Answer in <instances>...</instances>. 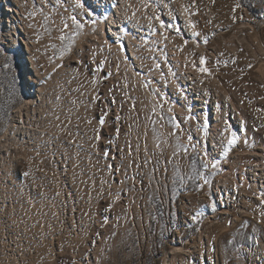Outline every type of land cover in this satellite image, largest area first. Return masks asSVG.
I'll return each instance as SVG.
<instances>
[{"label":"rangeland","instance_id":"obj_1","mask_svg":"<svg viewBox=\"0 0 264 264\" xmlns=\"http://www.w3.org/2000/svg\"><path fill=\"white\" fill-rule=\"evenodd\" d=\"M183 2L198 35L181 26V38L204 57L242 120V169L244 156L264 152V0H239L235 12L237 0ZM100 20L85 1L0 0V136L37 92L52 88L61 101L52 143L10 165L8 181L17 198L12 216L20 223L6 224L5 238L16 228L49 233L54 186L65 184L68 194L66 171L76 160L72 167L101 184L87 195L90 206L81 201L90 220L86 234L81 242L63 235L61 246L53 240L52 254L38 264H162L174 243L195 236L207 222L206 264H264L253 261L264 250V219L218 199L213 185L221 167H205L183 119L159 97L154 65L163 72L180 65L170 54L166 63L148 58L151 63L142 59L137 65L101 30ZM83 188L89 194V184ZM63 208L58 218L66 226ZM36 240L49 241L34 234L30 241Z\"/></svg>","mask_w":264,"mask_h":264},{"label":"bare ground","instance_id":"obj_2","mask_svg":"<svg viewBox=\"0 0 264 264\" xmlns=\"http://www.w3.org/2000/svg\"><path fill=\"white\" fill-rule=\"evenodd\" d=\"M79 1L91 4L101 19V30H104L114 44L127 48L129 53L137 59V65L142 63V59L148 58L166 63L168 54L173 56L174 62L180 65L174 72L173 66H165L163 72L154 65V69L158 71L156 79L159 80L157 85L159 97L170 110L181 116L185 123L184 132L188 133L191 144L197 148L199 154H202L207 166L215 163L221 167L220 176L215 179L213 185L218 199L224 204L235 201L264 219V203H262L264 200V152L244 156L246 164L242 169L239 168L243 164H240L239 160L243 159L242 153L245 152L238 146L244 138L242 120L237 115L234 102L223 84L210 73L205 66L206 63L201 65V55L199 56L198 52L197 55L194 54L195 45L187 44L181 38L180 31L184 29L181 30V26L185 27L188 33L193 31V26L189 27L191 19L188 8L185 6L186 2L155 0L153 4H148L147 0ZM211 14L216 15V12L213 11ZM220 18L223 19L222 16ZM160 20H163L166 25L171 23L173 27L161 28ZM143 66L146 67V64ZM201 67L207 71H200ZM55 96L56 93L51 88L48 91H39L33 98L25 100L0 136V264H38L47 253L52 254V250L48 248L53 240H57L61 246L63 235H68L71 239L81 242L84 239L83 235L86 234L87 224L90 222L89 214L84 215L80 208L81 201H85L87 207L90 206L93 200L87 195L92 194L93 188L97 190L96 186L101 184L99 179L92 180L91 175L83 174L81 170L72 167L75 165V160L71 163L70 170L66 171L68 177L65 179L70 184L68 194L63 192V186L67 189L65 184L58 182V185L54 186L57 202L52 203L48 211L46 210L50 218L54 220L47 222L49 226L46 230L49 233L38 232L35 229L21 232L20 228H16L10 235V239L5 238L10 232L6 230L5 225L17 227L19 222L16 220V215L12 216L17 210L14 204L17 198L11 186L12 183L8 181L10 165L21 156L36 155L41 146L52 143L53 136L59 127L61 104ZM233 138L235 143L229 145L228 140ZM229 170L235 173L233 171V174L228 173ZM84 183L89 184V194L83 188ZM241 183L244 184L243 188L238 185ZM72 192H75L74 197ZM65 204L66 214H69L66 226V223L62 224L61 218H58L59 215H64ZM235 206L238 208L239 205ZM60 208H63V213L60 212ZM75 208L79 211L76 214L77 220ZM42 223L44 222H40ZM206 225L204 230L198 231L187 241L174 243L163 258L162 264H206V253L209 254L210 250L205 242L207 238H204V234L210 227L208 222ZM34 234H37L40 239L45 238L49 241L31 242L30 239ZM20 237H23V240ZM10 246L12 248H9L11 252L8 254L9 251L6 248ZM263 259L264 250H261L258 259L253 261Z\"/></svg>","mask_w":264,"mask_h":264},{"label":"snow or ice","instance_id":"obj_3","mask_svg":"<svg viewBox=\"0 0 264 264\" xmlns=\"http://www.w3.org/2000/svg\"><path fill=\"white\" fill-rule=\"evenodd\" d=\"M241 7H242L241 3L239 2V0H237V2L235 3V5H234L232 11L235 12L237 9H239V8H241ZM157 19H159V17H157ZM160 26H161V28H172V27H173V25H172L171 23H168V24L166 25L165 22H164L163 20H160ZM192 26H193V25L191 24V22H189V27H192ZM177 31H178V30H177ZM197 35H198V33H196L195 31L192 32V36H193L194 38H195ZM165 38H167V37H165ZM205 42H207V38H205ZM185 43H187V41H185ZM200 61H201V65H203L204 62H205L203 56L200 57ZM199 70L202 71V72H203V71H207V69H205V68H203V67H201ZM234 143H235V139H234V138L228 140V144H229V145H232V144H234ZM105 155H107V153H105ZM205 167H207V164H205ZM212 167L215 168V167H216V164L213 163V164H212ZM24 175H28V173H24ZM262 203H264V200H262ZM193 218L195 219V217H193Z\"/></svg>","mask_w":264,"mask_h":264}]
</instances>
